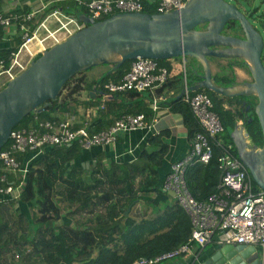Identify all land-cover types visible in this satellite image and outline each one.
Here are the masks:
<instances>
[{
    "label": "trees",
    "instance_id": "1",
    "mask_svg": "<svg viewBox=\"0 0 264 264\" xmlns=\"http://www.w3.org/2000/svg\"><path fill=\"white\" fill-rule=\"evenodd\" d=\"M239 2L246 5L251 3L249 0H239ZM146 12L154 14L152 8ZM260 17L264 21V11ZM231 24H235L234 30L241 33L237 22H229L224 28V34H227ZM8 56L4 57L0 54V60L3 59L7 63ZM262 58L264 59V51ZM165 61L156 60L157 65L165 68L169 75L171 65L166 64ZM131 63L132 60H127L117 69H112V65H104L110 69L94 82L96 89L99 88L102 92L103 83L121 81L129 71ZM84 73L85 71L79 72L69 79L55 100L47 101V105L40 112L33 111L25 116L13 130L33 127L36 124L35 117L40 121L58 120V115L68 111L70 102L74 101L73 96L82 90ZM168 75L166 82L159 87L160 94L170 80ZM213 78L216 85L223 87L234 85L236 79L229 65L223 68L222 74L214 75ZM200 79L201 77H198V80ZM176 80L183 81V75L180 74ZM65 90L67 93L60 100L59 97ZM199 92L205 93L210 98L212 111L223 127V132L212 141L213 155L209 163L193 165L204 170L207 177L212 180L210 185L207 184L209 188L207 197L215 191L220 181L218 158L227 146H231V156L239 160L231 138L237 122L242 121L255 146H262L263 136L254 113L257 103L255 97H219L206 89H200L195 93ZM123 93H127L128 97L145 94V92L134 91ZM119 95L122 94L116 93L114 96ZM244 101L245 105L242 104ZM225 103L230 108H226ZM173 104L175 106L173 109L181 112L188 129V136L191 138L200 128L188 104L186 105L182 98L177 99ZM247 106H249L248 110H246ZM135 113H123L121 116L138 114ZM144 116L147 121V112ZM250 118L251 121H249ZM8 145L9 139L2 150ZM148 146L152 148V151L144 150L140 153L139 159L134 162L111 164L105 168L100 161L94 160L93 165L88 169L79 162L85 151L77 143L70 146L51 147L47 152L45 151L28 165L25 177L20 175L17 183V186H20V200L28 204L34 214L32 213L28 219L20 215L11 226L0 223V264H132L139 259H151L187 244L191 236L189 219V231L185 236L175 234L172 230L148 240L140 238V234L152 232V228L148 229V227L153 226L154 221L135 223L124 218L126 206L135 199L137 192H156L167 195L157 187L158 169L163 165L162 155L166 153L167 145L158 135L148 139ZM25 155L15 157L23 162ZM188 173L187 171L186 180L192 195L197 200H203L204 198L197 196L189 185ZM138 176L144 179V182L143 185L134 189V182ZM248 176L250 177L249 173ZM250 180L254 191H259L260 189L251 178ZM15 185L13 183V186ZM4 201L0 200V203ZM177 208L179 212H184L179 206ZM83 217H85L86 228L83 226ZM68 218L73 222L72 225ZM22 225L26 228H22ZM94 248H97L95 256Z\"/></svg>",
    "mask_w": 264,
    "mask_h": 264
},
{
    "label": "built area",
    "instance_id": "2",
    "mask_svg": "<svg viewBox=\"0 0 264 264\" xmlns=\"http://www.w3.org/2000/svg\"><path fill=\"white\" fill-rule=\"evenodd\" d=\"M188 1L158 0L154 14L181 10ZM77 3L86 11V16L95 21L120 14H149L146 11L150 9L145 0H91ZM50 16L59 24L58 29L49 30L44 22L37 27L33 26L34 13H0V31L16 28L21 33V43L15 51L10 52L8 62L0 60V77L5 76L8 82L23 69H27L34 57L86 26L83 21L78 23L58 10L52 11ZM40 29L46 33L45 36H39ZM60 31L63 32L61 36ZM183 74L185 76L184 68ZM167 75V70L159 67L156 60L137 58L132 60L129 71L121 81L103 83L102 98L106 100L116 93L126 91L142 93L159 88L166 82ZM184 86L182 100L188 104L200 130L192 136L184 157L171 164L161 189L163 192L172 193L178 206L186 213L190 221L191 236L187 244L151 259H139L132 264H156L189 255L192 244L204 246L216 228L221 231L227 245L254 247L258 253L259 264H264V192L254 191L246 168L231 156V146H227L218 158L221 174L216 192L203 200H197L188 187V168L209 163L213 155L212 141L223 132V127L212 111L210 98L203 92L191 93L186 84ZM156 102L154 110L157 109ZM35 121L33 127L12 130L9 145L0 150V196H9V201L18 198L20 186L10 184L8 176L19 173L25 177L28 168L22 166L15 156L33 153L36 157L47 147L70 146L73 143H77L82 150L89 151L95 147L114 144L122 132L149 127L143 114L121 116L109 128L98 132H90L87 127L71 128L72 118L54 121H40L35 118Z\"/></svg>",
    "mask_w": 264,
    "mask_h": 264
},
{
    "label": "water",
    "instance_id": "3",
    "mask_svg": "<svg viewBox=\"0 0 264 264\" xmlns=\"http://www.w3.org/2000/svg\"><path fill=\"white\" fill-rule=\"evenodd\" d=\"M81 20L86 24L83 29L34 57L26 70L0 89V150L25 116L40 112L47 101L55 100L64 84L79 72L102 65L117 69L137 58H191L202 70L194 90L206 89L229 98H256L254 113L262 131V146L252 143L242 123L236 124L231 138L239 161L264 192V41L234 3L189 0L181 10L166 14H120L102 21L89 17ZM229 22L238 23L242 38L224 34ZM209 58L243 61L251 81L229 87L216 85ZM198 257L201 264H259L256 249L245 245H224L211 255L200 253Z\"/></svg>",
    "mask_w": 264,
    "mask_h": 264
},
{
    "label": "crops",
    "instance_id": "4",
    "mask_svg": "<svg viewBox=\"0 0 264 264\" xmlns=\"http://www.w3.org/2000/svg\"><path fill=\"white\" fill-rule=\"evenodd\" d=\"M77 1L89 2L91 0H0V13L3 15L34 13L33 26L36 25L37 27L38 24L44 22L49 30H56L59 28V24L50 16L54 10H58L63 15L77 20L78 23L82 22L81 18L87 17L84 9L78 5ZM157 2L158 0H145V3L153 10ZM70 28L73 29V26L70 25ZM38 34L40 37H43L46 33L40 29ZM61 35H63L62 31H60ZM20 43L21 33L16 28H11L8 31L2 30L0 33L1 56L7 57L8 53L13 51L15 47L17 48ZM47 44L51 45V42L47 41ZM165 62L171 65V70L168 75L170 80L161 94L158 93L159 88H155L145 92L143 95L135 97H128L127 93H120L122 95L118 97H115L114 94L106 100H103L101 91L99 88L96 89L94 82L103 74H106L110 67L104 65L95 66L88 71L86 70L82 75L84 79L82 90L73 96L72 99L74 101L72 103L70 102L67 112L61 113L60 115L57 114L58 120L72 118L71 128L78 129L87 127L90 132H98L109 128L123 113L130 114L137 112V115H144L147 112V123L149 125V127L144 129L120 133L114 144L95 147L89 151H85L79 159V162L85 169L93 165L94 160L100 161L105 168H108L111 164L120 165L125 162H134L139 159L140 153L144 150L152 151V148L148 146V139L152 136L160 135L161 141L167 145V151L162 155L163 165L158 169L159 180L157 187L162 191V182L168 174L171 164L184 157L190 147L192 138L188 136V129L181 112L178 109H173L175 108L173 103L177 99L182 98L185 84L191 93L197 92L198 90H194V87L200 81L198 77L202 76V70L198 67V62L194 59L177 57L167 59ZM209 64L213 76L219 72L217 71L216 73L215 70L221 67L220 64L231 66L236 77L234 85L242 84L246 79L244 77L245 75L250 76L243 61L238 59L209 58ZM183 68L185 70V76L183 74ZM244 68H246V72H244ZM180 74L183 75V81L176 80ZM66 93H63V96ZM63 96L59 97V99L62 100ZM130 101H133V103H130ZM139 101H142V103H137ZM155 101H157L156 110L153 109ZM225 107L230 108L227 103H225ZM237 123L240 124L242 121L239 120ZM49 149L50 147L45 148L43 153ZM39 156L34 157L33 153H27L24 156V161L21 162L22 166H28ZM187 171L189 172L187 178L192 190L197 196L205 199L209 190L207 184L210 185L212 180L198 166H193ZM8 179L10 184L15 183V186H17L20 174H10ZM143 182L144 179L138 176L134 182V189L143 185ZM218 185L214 192L217 191ZM19 197L20 193L18 198L9 201L6 200L9 199V196H0V200H5L3 203H0V223H7L8 226H11L20 215L25 219H28L32 215L33 210L28 207V204L22 202ZM177 207L178 204L174 195L172 196L169 193L166 195L157 194L156 192H137L135 199L126 206L123 215L125 219H129L135 223L154 221V225L148 227V229L152 228L153 231L140 234V238L150 240L157 235L166 234L172 230H174L175 234L185 236L189 231L188 217L185 215V212H179ZM84 218L82 221L84 228H86L87 225ZM70 224H73L71 220ZM22 228L25 229V225H22ZM224 245L227 244L223 241L221 231L216 228L204 246L201 247L195 243L192 244L191 254L156 264H201L202 261L198 257L200 253L201 256L202 254L211 255L219 247ZM96 251L97 248H94V256ZM7 261H9L8 258Z\"/></svg>",
    "mask_w": 264,
    "mask_h": 264
},
{
    "label": "rangeland",
    "instance_id": "5",
    "mask_svg": "<svg viewBox=\"0 0 264 264\" xmlns=\"http://www.w3.org/2000/svg\"><path fill=\"white\" fill-rule=\"evenodd\" d=\"M228 2L234 3L235 6L247 17L250 24L260 33L262 36V39L264 41V28H262L263 23L258 22L257 20H262L260 17L261 13L264 11V0H253L252 3L246 5L244 3L239 2V0H226ZM250 1V0H249ZM79 14V13H77ZM264 63V59H263ZM221 67L216 68L217 75H220L223 73V68L226 67L227 64H220ZM198 67L200 68L199 64ZM246 79L244 81H250L251 77L248 75H245ZM7 79L5 76L0 77V89L3 87L4 84H6ZM64 93L67 92V90L63 91ZM62 92V93H63ZM63 96V94L61 95ZM17 260V259H15Z\"/></svg>",
    "mask_w": 264,
    "mask_h": 264
},
{
    "label": "flooded vegetation",
    "instance_id": "6",
    "mask_svg": "<svg viewBox=\"0 0 264 264\" xmlns=\"http://www.w3.org/2000/svg\"><path fill=\"white\" fill-rule=\"evenodd\" d=\"M250 2L252 3V0H250ZM258 22H264L263 20H257ZM264 24V23H263ZM235 24H231L230 28L227 29V35H231V36H234V37H239V38H242V34L239 32H236L235 30ZM244 72H246V68H244ZM251 81V80H250ZM246 82V81H244ZM243 82V83H244ZM249 82V81H248Z\"/></svg>",
    "mask_w": 264,
    "mask_h": 264
},
{
    "label": "bare ground",
    "instance_id": "7",
    "mask_svg": "<svg viewBox=\"0 0 264 264\" xmlns=\"http://www.w3.org/2000/svg\"><path fill=\"white\" fill-rule=\"evenodd\" d=\"M24 70H26V69H24ZM24 70H23V71H24ZM23 71H22V72H23Z\"/></svg>",
    "mask_w": 264,
    "mask_h": 264
}]
</instances>
